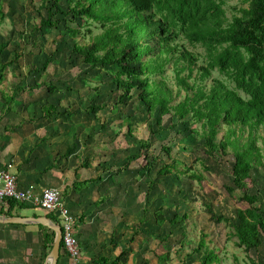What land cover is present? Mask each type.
Segmentation results:
<instances>
[{
    "label": "trees",
    "instance_id": "trees-1",
    "mask_svg": "<svg viewBox=\"0 0 264 264\" xmlns=\"http://www.w3.org/2000/svg\"><path fill=\"white\" fill-rule=\"evenodd\" d=\"M246 1L248 6L241 7L239 13L230 20L224 7L225 0H67L66 7L62 6L60 0H42L40 8H44L47 13H42L35 29L42 34L56 29L61 35L74 39L82 34L83 27L97 25L101 29L97 34L93 33L92 26L87 29V33L92 34L88 43L74 40L72 53L76 61L86 65L89 73L95 71L96 76H109L116 92H120L116 94V109L121 104L129 103L137 94L144 110L150 115L157 114L154 132L168 130L164 126L167 115L182 122L189 120L190 123L200 124L199 129L185 128L184 135L189 131L196 132L197 137L203 140L200 149L204 153H198L196 161L205 164L208 157L220 154L231 159L233 183L238 189L244 190L241 199L250 202V206L247 209L238 208L235 220L232 217L225 220L234 227L237 245L246 251L257 252L264 236V210L258 204V193L248 191V183L253 169L264 168V140L261 145L258 144L262 137L260 128H264V0ZM180 40L190 45L200 44L205 50L204 62L198 64L200 55L189 50ZM7 45L8 42H0V53H4ZM56 51H51L42 67L32 68L30 73L47 70L55 59ZM21 56L15 55L10 61L0 60V82L6 67ZM170 65L174 70L177 94L185 91L184 97L177 103H174L175 89L164 77ZM185 71L187 74L183 75ZM213 71L227 80L213 77L208 87L204 81L212 76ZM44 84L50 94L56 91L53 84ZM35 85L42 86V83ZM89 88L90 92L102 96L96 86ZM23 89L17 83L13 96L9 98L10 103ZM43 107L42 118L45 120L64 115L53 101ZM88 109L97 113L103 109V105L91 102ZM222 126L226 129L220 137ZM131 128L130 121L129 133H133ZM245 129L248 130L246 136ZM151 145L150 138L141 139L140 151L127 154L121 168L117 167L118 170L128 171L132 163L145 158L146 164L142 168L149 174L156 159L163 155H153L152 161L147 162ZM79 147L80 143L76 139L66 149L64 156L75 153ZM162 149L168 158L172 157V147L164 144ZM171 159L162 163L159 175L167 176L179 170L183 161ZM90 164L89 157L82 159L83 166L88 167ZM181 173L176 176L180 178ZM202 177L198 175L196 178ZM101 178L99 175L75 182L74 188H79L80 183H95ZM1 201L7 202L8 206L6 210L1 209L0 214L7 216L18 215L20 209L35 207L14 197ZM155 215L157 225L163 226L166 220L163 206L156 210ZM46 216L54 222L58 221L53 213H47ZM187 218V213L182 215L176 212L170 219L166 237L172 235L174 228ZM223 218L220 216L218 220ZM38 227L43 232L44 248L47 246L51 250L55 232L41 224ZM205 245L203 236L195 251H201ZM126 254L124 250L113 260L100 255L94 263L124 264L123 257ZM61 256L67 257L62 250V243ZM217 261L220 260L216 252L208 248L200 258V264H214ZM251 264L259 263L251 257Z\"/></svg>",
    "mask_w": 264,
    "mask_h": 264
},
{
    "label": "rangeland",
    "instance_id": "rangeland-1",
    "mask_svg": "<svg viewBox=\"0 0 264 264\" xmlns=\"http://www.w3.org/2000/svg\"><path fill=\"white\" fill-rule=\"evenodd\" d=\"M41 3L42 0H0V42H8L4 53H0V60L10 61L15 55L22 54L20 59L6 67L3 80L0 82V114L4 119L0 122V132H11L13 130L11 127L25 122L26 126L31 128V132L35 133L32 125H28L29 122H33L36 134L39 131L41 134H48L50 131L71 133L73 137L80 139L81 146L84 144L83 151L80 152L79 159H75L73 167L76 166V170L80 169L82 172V159L89 156L92 167L89 172L92 175L99 176L103 174L101 170L106 171L105 164L104 167L100 165L103 161L114 162L113 169H110L117 173L116 179L126 183L122 182V186L115 185L111 189L112 201L109 206L114 205L118 211L116 214L123 216V222H127V236L133 237L129 243L133 251L126 256L127 264H145V262L200 264V258L206 248L214 250L218 255L220 261L214 264H251V257L259 264H264V236L257 252L246 251L237 245L234 227L225 220L230 217L235 220L238 208L247 209L250 206V202L241 199L244 190L238 189L233 183L229 161L231 159L220 154L208 157L205 164L196 161L198 153H204L200 149L203 140L197 137L196 132L189 131L184 135V129L187 127L199 129V123L192 121L190 123L189 120L182 122L167 115L164 126L168 130L154 132L153 130L157 128L155 121L157 114L150 115L146 112L138 102L137 94L129 103L121 104L116 109V94L120 92H116L109 76H96L95 71L89 73L86 65L76 61L72 53L75 41L81 43L90 41L92 34L87 33L88 27L92 26L94 34L99 33L101 29L97 25H87L82 28V34L85 35L81 34L74 39L61 35L56 29L42 34L35 29L40 23L42 13H47L44 8H40ZM60 3L66 7L67 0H60ZM246 6H248L246 0H225L224 5L230 20L239 13L241 7ZM180 41L189 50L200 55L198 64L204 62L205 50L200 44L195 46ZM51 51L57 53L47 70L31 74L32 68L42 67ZM186 74L187 71L183 73ZM164 77L175 89L174 103H177L184 97L185 91L177 94L178 88L175 85L172 65L167 68ZM213 77L227 80L217 71H213L212 76L205 80L204 84L209 87ZM35 82L42 83V86L36 87ZM45 82L56 86V91L50 94ZM17 83L24 89L10 103L9 98L13 96ZM95 86L102 96L90 92L89 87ZM49 101L59 106V112H64L63 117H54L50 120L42 118L43 106ZM91 102L103 105V109L92 113L88 109ZM130 121L133 133L128 132ZM56 128L60 130L57 131ZM225 129V126H222L220 137L224 135ZM247 134L248 130L245 129L244 135ZM260 136L262 137L258 144L261 145L264 140V128H260ZM148 138L151 139L152 145L147 162L152 161L153 155L163 154L160 155L161 158L156 159L150 173L142 168L146 164L145 158L132 163L128 171L123 169L119 171L117 167L121 168L127 154L139 152L141 139ZM164 144L172 147L171 158L183 161V164L179 165V170H183L182 173L174 170L172 174L167 175L168 177L159 175L158 171L162 163L172 160L163 151ZM97 166L100 167L96 170ZM179 173H181L180 178L176 176ZM198 175L203 177L196 178ZM248 184L249 192L258 193V204L264 210L263 167L253 169ZM100 189L102 190L103 187ZM100 189H96V192ZM160 206H163L166 217L163 226L157 225L155 215ZM19 211L23 216L47 214L44 208L37 206ZM115 212L112 208L108 217L113 219L117 216L113 215ZM176 212L182 215L187 213L188 218L174 228L172 235L166 237L168 228L170 229V219ZM220 216L224 218L218 220ZM111 219L101 218L96 224L100 230L103 229L105 239L110 238L114 228ZM37 230L41 234L39 235L42 240V251L46 257L50 249L47 246L44 248L43 232L41 229ZM203 236L206 245L201 251L196 252L195 248L198 247ZM100 254L101 252L97 255ZM59 264H67L66 257L61 256Z\"/></svg>",
    "mask_w": 264,
    "mask_h": 264
},
{
    "label": "crops",
    "instance_id": "crops-1",
    "mask_svg": "<svg viewBox=\"0 0 264 264\" xmlns=\"http://www.w3.org/2000/svg\"><path fill=\"white\" fill-rule=\"evenodd\" d=\"M2 119L0 122L4 120ZM16 125L11 127L13 129L11 132H0V171L9 169L12 165V171L17 173L19 183L22 186L33 185L37 193L42 192L47 186H55L65 190L64 200L67 205L69 203L70 210L75 215L77 213V219L79 218L78 237L82 248L80 264H95L94 260L100 255L113 260L124 250L127 254L124 255L123 262L127 264L126 256L133 251L132 247L129 246L133 237L127 236V222H123V216L116 214L118 211L114 205L113 207L112 205L109 206L112 201L110 198L112 196L111 189L115 185H123V180L116 179L115 174L117 173L111 170L114 162L103 161V164L100 165L104 167L105 164L106 171L101 170L103 172L102 178L95 183L89 182L86 185L80 183L79 188L75 189V182L97 177V174L92 175L89 172L92 169L91 164L88 167L81 165L83 167L82 172L80 169L76 170V166L73 167L75 159H79L80 152L83 151L84 144L81 146L80 139L73 137L71 133L64 132L50 131L48 134H41L39 131L36 134L33 122H29L28 125H32L35 133L31 132V128L26 126L25 122ZM61 127L60 125L59 128ZM59 128L56 130H60ZM76 139L80 143L79 149L65 157L66 149L72 146ZM110 165L113 166L109 167ZM99 167L97 166L95 169L97 170ZM100 187L103 189L101 190ZM96 189H100V191L96 192ZM101 199H103L102 203L97 205V201ZM112 208L113 211H116L113 215H117L113 219L108 217ZM1 209L6 210L7 208L5 203L0 200ZM17 214L21 215L19 210ZM101 218L112 220L111 224L114 227L112 232L114 233L111 232L110 238L105 239L103 229L100 230V227L96 225ZM101 224L103 225L102 221ZM37 227L38 224L11 225L0 223V264H45L47 255L46 257L43 255L41 234L37 230L39 227ZM99 252L101 254L98 256Z\"/></svg>",
    "mask_w": 264,
    "mask_h": 264
},
{
    "label": "built area",
    "instance_id": "built-area-1",
    "mask_svg": "<svg viewBox=\"0 0 264 264\" xmlns=\"http://www.w3.org/2000/svg\"><path fill=\"white\" fill-rule=\"evenodd\" d=\"M9 169L0 171V200L14 197L19 201L44 208L47 213H53L62 229V250L68 258L67 264H80L82 260V248L78 237V219L67 206L63 190L55 186H47L42 192L37 193L36 188L22 186L17 173ZM6 207L8 206L5 202Z\"/></svg>",
    "mask_w": 264,
    "mask_h": 264
},
{
    "label": "water",
    "instance_id": "water-1",
    "mask_svg": "<svg viewBox=\"0 0 264 264\" xmlns=\"http://www.w3.org/2000/svg\"><path fill=\"white\" fill-rule=\"evenodd\" d=\"M0 223L3 224H41L48 227L55 232V239L53 242L52 249L47 255L45 264H59L60 253H61V243H62V229L59 224L54 222L51 218L46 215L38 216H23L14 215L7 216L5 214H0Z\"/></svg>",
    "mask_w": 264,
    "mask_h": 264
}]
</instances>
